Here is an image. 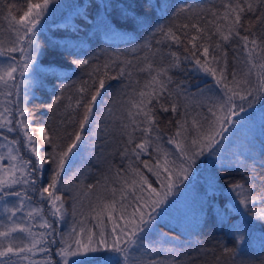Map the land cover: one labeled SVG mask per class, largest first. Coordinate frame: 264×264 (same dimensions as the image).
Here are the masks:
<instances>
[{"label":"snow or ice","instance_id":"6c2138e0","mask_svg":"<svg viewBox=\"0 0 264 264\" xmlns=\"http://www.w3.org/2000/svg\"><path fill=\"white\" fill-rule=\"evenodd\" d=\"M56 2L26 0L27 9L19 16L14 14L15 5L4 4L0 11L6 21L4 30L10 34L7 41L0 39V264H57L52 259L53 246L59 264H184L178 259L184 255L182 249L171 244L174 237L163 232L157 237L153 222L177 185L189 179L197 158L205 153L215 155L229 130L243 123V117H235L264 98V39L253 30L257 25L264 28V0H226L221 9L211 11L213 19L207 21L213 26L211 33L197 22L180 24L176 20L180 13H188V19H206L204 10L178 6L171 14L170 25H160L152 33L160 36L157 45L167 46L166 54L160 48L153 49L149 39L141 48L150 55L143 57H110L103 64L74 59L73 64L88 66L90 71L88 80L76 88L75 100L69 96L64 106L62 115L67 119L61 120V125H78L74 132L66 133L71 137L67 144L61 143L62 137L54 134L55 130L34 126L28 108L34 74L40 67L37 58L42 54L37 26ZM213 36L217 37L214 42ZM172 45L183 47L187 55L172 51ZM226 45L233 49L234 62L243 55L246 68L240 75L235 69L230 74L227 71ZM188 63L211 76L218 91L212 85H197L193 91L186 80L174 79L172 73L186 72ZM134 72L146 74L142 85L139 79H133ZM121 78L127 80L121 83V92L128 98L121 100L120 109H114L106 104L102 92L108 94L106 79ZM60 91L49 107L60 103L63 89ZM193 106L206 107L210 115L199 111L193 114ZM168 112L179 113L171 135L162 132L159 124V113ZM113 131L123 137L119 155L125 167L115 169V186L105 187L108 195H97L91 204L88 215L95 225L90 228L82 219L67 232L61 231L68 215L64 194L70 191L62 180L67 176L65 166L93 146L94 138L103 136L105 144L110 143ZM44 145L51 151L42 152ZM250 159L255 161V157ZM260 164L264 167V159ZM46 165L50 175L44 183ZM140 165L156 177L159 188L153 186ZM243 167L248 173L244 182H234L230 188L251 216L264 221V181L257 191L255 162ZM88 187L90 192L95 185ZM79 196L76 193L73 197V216ZM37 228L43 231H34ZM236 240L242 244L244 236L240 234ZM97 252L108 255H90ZM223 252L235 259L239 249L224 247ZM38 253L46 255L36 260Z\"/></svg>","mask_w":264,"mask_h":264},{"label":"trees","instance_id":"16d2710c","mask_svg":"<svg viewBox=\"0 0 264 264\" xmlns=\"http://www.w3.org/2000/svg\"><path fill=\"white\" fill-rule=\"evenodd\" d=\"M76 1L58 0L55 14L62 22L60 26L63 27H54L48 32H42L49 24L47 19L37 26L40 29L37 38L42 54L37 58L40 67L34 74L33 95L28 100L32 118L35 111L43 121V126H47L50 132L55 130L54 134L62 137V144H67L71 139L66 133L74 132L78 127L75 123L64 125L60 123L61 120L67 119L62 115L67 98L71 96L75 100L76 88L82 81L88 80L87 72L90 71L88 66L77 67L72 63L74 59H88L90 64H103L110 57L120 59L143 57L146 54L150 55L146 49L141 48V45L149 39L152 41L153 49L160 48L166 54L167 46L157 45L155 41L160 39V36H152V33L160 25H170L171 14L178 6L189 5L193 10H204L203 15L206 19L199 17L188 19V13H180L176 20L180 24L197 22L211 33L213 26L207 22L213 19L211 11L221 9L226 2V0H83L81 4L79 0L78 5H82L83 11L74 17L72 7ZM27 2L41 3V0H27ZM4 4L15 5L14 14L17 16L27 9L26 0H0V11L3 10ZM161 4L166 7L162 9ZM56 24L57 21L51 25ZM5 28L6 21L0 16V39L7 41L10 34L4 30ZM253 30L261 36V39H264V35H261L264 33V28L257 25ZM191 31L194 32V30ZM216 39L217 37L213 36L212 42ZM235 43L236 41H233V44ZM225 47L228 52V73L235 69L240 75L246 68L243 55L241 54L239 62H234L232 47L229 45ZM171 50L177 51L182 56L187 55L181 46L172 45ZM209 51L211 53L212 49L210 48ZM165 62H167L166 55ZM156 63H159L158 57ZM185 67L188 70L184 73H172L174 79L186 80L193 91L197 85L201 87L212 85L218 91L211 76L197 71L191 63L186 64ZM113 74H115L114 71ZM145 76V73L134 72L133 79H139L142 85ZM230 79L231 75H229ZM122 82L127 83V80L121 78L105 81V90L108 94L105 95L102 92V96L106 104L114 109H120L121 100L128 98L121 92ZM61 89L63 94L60 103L49 107L54 103L55 96L61 95ZM193 103L195 105L196 102ZM244 103L247 104V101ZM196 111L205 116L210 115L206 107L193 106V114ZM178 115L179 113L171 112L159 113L161 131L171 135L176 128L175 120ZM77 117L79 118V112ZM242 117L243 123L229 130L226 134L227 139L222 142V147H219V151L215 154V157L220 155L219 160L223 161L217 166L218 168H212L213 172L209 177H197L192 181L188 201L180 207L175 201L181 191L175 190L153 222L158 229L157 237L160 232L174 237L171 244L182 249L184 255L178 259L183 260L184 264H240V261H243V264H264V221H258L251 216L247 209L239 204V198L230 188L234 182H244V177L248 174L244 171L245 163L251 165L255 162L256 164L257 171L254 174L257 176L255 181L257 191L260 190L261 182L264 181V167L260 164L261 159H264L261 155L264 153V98L257 99L250 109L235 119L241 120ZM169 120H172L171 124L168 123ZM85 131H88L87 128ZM189 135H194V132H190ZM122 139L123 137L115 131L111 133V142L108 144H105L103 136L94 138L93 146H90L80 158L72 160L71 165L65 166L67 176L62 177V180L66 181L70 191L64 194L65 208L68 210L64 226L68 225L70 229L74 222L80 221L71 218L73 197L76 193H80V196L76 198V210L80 204H84L88 206V214L97 195L105 197L108 195L105 191L106 185L115 186L113 176L115 169L125 167L119 155ZM165 146L169 149L173 148L171 145ZM45 150L51 151L50 146L44 145L43 151ZM250 157H255V161ZM142 159L148 158L142 157ZM211 160L213 162V159ZM211 160H209V153L206 156L205 154L200 156L195 164L196 170L202 175L206 163L211 164ZM48 167L45 166L44 183L48 182L50 175ZM140 167L149 181L159 186L156 177L143 169L142 165ZM219 178H222L224 183H220ZM89 185H95L90 192ZM84 193L88 195L84 196ZM45 212L47 214V208ZM85 223L91 228L96 221L88 215ZM107 223L109 222L106 220ZM237 229L241 231L237 232ZM240 234L244 236L242 244L236 240ZM224 247H237L239 249L237 257L233 259L229 254H225ZM55 248L56 246H53V258H56ZM105 253L99 252L95 256H104ZM56 262L59 264L58 260ZM94 263L93 261L92 264Z\"/></svg>","mask_w":264,"mask_h":264},{"label":"rangeland","instance_id":"374dc122","mask_svg":"<svg viewBox=\"0 0 264 264\" xmlns=\"http://www.w3.org/2000/svg\"><path fill=\"white\" fill-rule=\"evenodd\" d=\"M68 1L69 0H67V2ZM78 1L79 0H77L76 2H74V7H72V11L74 13V17L76 15H78V14H81L82 11H83L82 5H78ZM80 2L82 4L83 3V0H80ZM41 3H42V0H41ZM57 7H58V0H57L56 3H54V4H52V5L49 6L48 14L41 20V22L43 23V21L45 19H47V21L49 22V24L47 25L46 28H44V30L42 32H48L50 29H52L54 27H63V26H60V24H62V22L59 21L58 17L55 14V10H56ZM55 21H57V24L56 25H51ZM72 22H73V20H72ZM16 55H17V57H19V54L18 53ZM32 119L34 120V123H33L34 126H43V121L39 118L38 114L35 111L33 112V118ZM8 135L11 136L12 134H8ZM41 151L43 152V148L41 149ZM206 154L207 153H205V156H206ZM218 156L220 157V155H218ZM147 158L149 159V157H147ZM198 158H197V160H198ZM211 159H213V162H212ZM209 160H211L210 162H212V163L211 164L210 163H206V167L203 169V174L202 175L198 172V170H196V167L194 166L193 169H192V171H191V174L189 176V179L187 181H183L181 184L177 185V187L175 188V190L176 191H179V192L181 191V193H179V196H178L177 200L175 201V203L177 204V206L180 207V206L184 205L188 201V193L191 191V186H192L191 183H192V181H194L197 177H203V176L209 177L210 176V173L213 172L212 171V168H214V167L218 168L217 166L220 165L223 162L222 160L217 159V156L215 157V155L210 154V153H209ZM222 180H223L222 178H219V182L220 183H224V181H222ZM153 186L159 188L158 185L157 186L156 185H153ZM87 212H88V206H86L84 204H80L77 207L76 215L75 216L71 215V218L73 217V218H75L77 220H82V219L85 220V218L87 219V217H88ZM45 214H46V212H45ZM163 215H164V211H163ZM2 218L3 217L0 216V219H2ZM68 229H69V226L68 225L63 226V231L64 232H67ZM34 231L39 232V231H43V229L37 228V229H34ZM98 253L99 252L92 253L90 255H94L95 256ZM54 254H55V251H54ZM45 255H46L45 253H38L37 256L34 259L41 260L43 258V256H45ZM105 255H108V253H105ZM53 256L54 255H52V259L54 261H57L58 258L57 257L56 258H53ZM25 264H26V262H25Z\"/></svg>","mask_w":264,"mask_h":264}]
</instances>
